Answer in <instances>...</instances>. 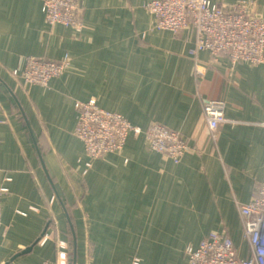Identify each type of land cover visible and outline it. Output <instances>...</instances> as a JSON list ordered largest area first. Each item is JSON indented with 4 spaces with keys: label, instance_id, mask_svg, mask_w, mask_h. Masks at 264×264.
Masks as SVG:
<instances>
[{
    "label": "crops",
    "instance_id": "obj_1",
    "mask_svg": "<svg viewBox=\"0 0 264 264\" xmlns=\"http://www.w3.org/2000/svg\"><path fill=\"white\" fill-rule=\"evenodd\" d=\"M79 1L75 31L48 25L42 0H0V264L55 260L56 244L38 243L47 225L69 264H188L186 248L211 232L236 242L239 207L264 179V126L211 132L201 102L224 97L233 78L264 89V58L232 66L202 50L207 67L195 76L190 31L153 28L150 0ZM249 1L264 12V0ZM26 56L69 61L44 87L12 72ZM92 97L143 128L179 131L188 145L180 160L130 132L89 163L73 131L77 103ZM239 247L247 252V241Z\"/></svg>",
    "mask_w": 264,
    "mask_h": 264
},
{
    "label": "built area",
    "instance_id": "obj_2",
    "mask_svg": "<svg viewBox=\"0 0 264 264\" xmlns=\"http://www.w3.org/2000/svg\"><path fill=\"white\" fill-rule=\"evenodd\" d=\"M155 29L191 33L190 57L193 73L200 76L207 63L200 58L208 50L210 61L225 55L231 65L242 62L260 63L264 58V12L253 8L249 0L214 3L211 0H150L145 3ZM42 11L48 25H69L75 31L82 27L79 0H42ZM68 57L51 59L26 56L21 71L14 69L28 83L48 87L52 77L68 65ZM78 119L74 134L84 143L89 163L103 153L122 148L127 135L144 133L153 150L178 162L187 142L177 130L152 122L145 128L131 123L122 114L100 107L92 97L77 103ZM201 112L209 131L223 124H255L264 126V89L242 83L238 78L228 84L224 97L201 102ZM7 189L0 185V215ZM240 232L236 242L228 235L211 232L196 246L186 248L188 264H264V179L248 203L239 207ZM247 241L248 251L239 244ZM56 244L55 260L44 259L35 264H69L66 245L57 237L55 227L47 225L38 238L39 244ZM131 264H139L133 260Z\"/></svg>",
    "mask_w": 264,
    "mask_h": 264
}]
</instances>
